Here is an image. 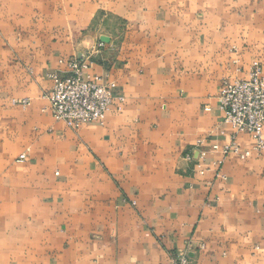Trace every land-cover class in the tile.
Here are the masks:
<instances>
[{
    "label": "crops",
    "instance_id": "0c3cea01",
    "mask_svg": "<svg viewBox=\"0 0 264 264\" xmlns=\"http://www.w3.org/2000/svg\"><path fill=\"white\" fill-rule=\"evenodd\" d=\"M90 51L115 98L75 130L45 94ZM254 61L264 0H0V264H264V146L219 104Z\"/></svg>",
    "mask_w": 264,
    "mask_h": 264
},
{
    "label": "built area",
    "instance_id": "2783aa9c",
    "mask_svg": "<svg viewBox=\"0 0 264 264\" xmlns=\"http://www.w3.org/2000/svg\"><path fill=\"white\" fill-rule=\"evenodd\" d=\"M92 54L90 51L82 57H72L67 62L66 70L52 72V85L45 94L52 116L75 130L84 123L102 122L115 98L116 83L113 80L89 73L93 63ZM17 101L28 103L26 99ZM219 104L224 121L230 123L237 132L249 134L254 143L253 149L259 152L264 146V71L259 61L252 63L246 77L223 79ZM201 144L203 139L197 141L198 146ZM210 149L224 154L234 152L242 157L250 153L249 150L240 152L239 147L232 143L220 147L213 142ZM206 153L207 149L199 147L197 166H201ZM26 157L23 152L18 159L24 160ZM172 261L173 264H191L185 251H177Z\"/></svg>",
    "mask_w": 264,
    "mask_h": 264
}]
</instances>
